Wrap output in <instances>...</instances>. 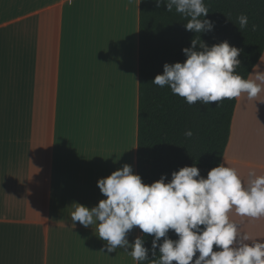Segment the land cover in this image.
I'll use <instances>...</instances> for the list:
<instances>
[{"label": "crops", "instance_id": "0c3cea01", "mask_svg": "<svg viewBox=\"0 0 264 264\" xmlns=\"http://www.w3.org/2000/svg\"><path fill=\"white\" fill-rule=\"evenodd\" d=\"M139 51L140 0H0V264H137L71 212L106 198L100 178L136 173ZM263 125L264 91L242 94L222 161L242 181L264 174L248 145ZM230 218L264 240V217Z\"/></svg>", "mask_w": 264, "mask_h": 264}, {"label": "clouds", "instance_id": "9594fccd", "mask_svg": "<svg viewBox=\"0 0 264 264\" xmlns=\"http://www.w3.org/2000/svg\"><path fill=\"white\" fill-rule=\"evenodd\" d=\"M155 3L157 7L166 4L168 12L175 8L190 18L186 30H214V22L206 18L209 8L204 0ZM235 24L240 30L248 27L247 14H240ZM260 29L259 24L251 25L252 31ZM241 51L227 40L209 46L195 37L191 47L183 49L186 60L166 62L163 73L156 75L152 83L168 86L189 105L217 102L218 106L225 99H236L245 93L249 100L255 99L264 91V73L256 74L254 79L242 77L237 71ZM184 135L191 138L194 133L188 129ZM97 183L106 198L91 208L74 202L71 219L86 228L96 225L95 233L107 242V253L117 248L130 249L135 261L148 264H264V240L240 233L230 218L233 209L240 216L264 217V174L258 175L255 169L242 181L237 170L226 162L212 168L207 177L194 164L173 171L171 180L164 174L148 184L126 163ZM137 226L154 236V259H149L150 250L141 236L129 242L128 233ZM170 230L177 239L168 235Z\"/></svg>", "mask_w": 264, "mask_h": 264}, {"label": "trees", "instance_id": "16d2710c", "mask_svg": "<svg viewBox=\"0 0 264 264\" xmlns=\"http://www.w3.org/2000/svg\"><path fill=\"white\" fill-rule=\"evenodd\" d=\"M204 3L209 8L206 18L215 27L212 31L196 33L186 30L190 18L177 13L175 8L168 12L166 4L157 7L155 0H140L136 174L148 184L164 174L171 180L173 171L194 164L207 177L223 161L238 101V98L225 99L218 106L217 102L207 106L200 102L189 105L168 86L162 88L152 83L156 75L163 73L164 64L184 62L183 49L191 47L195 37L209 46L227 40L242 49L237 71L247 79L264 53V0H204ZM242 13L247 14L249 25L240 30L235 22ZM254 23L261 25V29L252 31ZM188 129L194 133L191 138L184 135ZM140 232L145 247L150 250L149 259H154L151 253L154 236L141 229ZM168 235L178 238L172 230ZM214 250L218 249L214 246Z\"/></svg>", "mask_w": 264, "mask_h": 264}, {"label": "rangeland", "instance_id": "374dc122", "mask_svg": "<svg viewBox=\"0 0 264 264\" xmlns=\"http://www.w3.org/2000/svg\"><path fill=\"white\" fill-rule=\"evenodd\" d=\"M251 138H249V150L255 152V155L264 158V125L263 129H256L251 132ZM263 136V137H262ZM130 137V136H129ZM128 148L129 145L127 144ZM255 148V149H253Z\"/></svg>", "mask_w": 264, "mask_h": 264}]
</instances>
